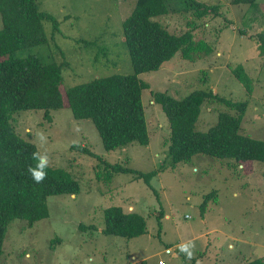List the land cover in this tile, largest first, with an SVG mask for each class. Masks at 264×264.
I'll return each instance as SVG.
<instances>
[{
	"label": "rangeland",
	"instance_id": "rangeland-1",
	"mask_svg": "<svg viewBox=\"0 0 264 264\" xmlns=\"http://www.w3.org/2000/svg\"><path fill=\"white\" fill-rule=\"evenodd\" d=\"M198 1L219 4L220 14L199 18L194 10H182L157 17L175 34L192 30L197 38H205L212 52L196 54L192 60L176 52L158 70L139 74L149 85L142 92L146 145L132 142L106 150L92 119L75 118L68 106L52 109L51 120L41 108L12 113L16 131L34 142L39 152H48V169L69 175L80 190L50 196V215L33 225L14 218L5 233L0 264H193L177 247L189 240L195 242L193 257L204 259L199 264H216V255L229 259L223 264H239L234 258L240 250L247 254L244 260L264 256V163L260 161L240 164L231 158L194 154L186 162L158 171L149 185L131 172L104 177L106 163L150 172L165 160L169 123L153 100V90L181 97L194 89H211L234 102L246 101L242 132L264 139V53L252 37L264 29V0L253 4ZM37 2L40 10L56 18L58 29L45 20L46 43L17 54L62 63V88L96 75L133 72L122 22L136 0ZM238 65L253 80L251 94L234 75ZM223 110L239 114V109L223 101H203L196 128L207 131ZM38 132L44 133L46 143L38 139ZM112 205L142 215L145 234L132 238L104 234L103 210ZM168 247L172 254L166 253Z\"/></svg>",
	"mask_w": 264,
	"mask_h": 264
},
{
	"label": "trees",
	"instance_id": "trees-1",
	"mask_svg": "<svg viewBox=\"0 0 264 264\" xmlns=\"http://www.w3.org/2000/svg\"><path fill=\"white\" fill-rule=\"evenodd\" d=\"M254 2L231 0L232 4ZM218 9L219 4L198 0H136L132 12L122 22L123 39L133 72L96 75L64 89L61 85L62 63L47 62L35 54H17L20 50L46 43L44 21H51L57 30L56 18L40 10L37 0H0V257L8 224L14 218L26 219L33 225L50 215V196L76 194L80 190L75 179L48 168L47 178L42 183L32 180L27 168L35 166L32 153L38 148L16 131L11 123L12 113L18 109L41 108L45 118L51 120L52 109L68 106L75 118L92 119L104 149L115 150L132 142L146 145L149 137L142 92L149 85L139 74L158 70L176 52L188 60L196 54L212 52V46L205 38H197L192 30L175 34L157 17L194 10L199 18H203L218 16ZM252 37L264 53V29ZM233 72L251 94L253 80L244 66L238 65ZM152 94L169 123V135L164 141L167 147L165 160L157 170L150 172L106 163L108 172L104 177L110 179L113 173L131 172L149 185L158 171L186 162L194 154L231 158L240 164L264 163V139L242 132L246 101L234 102L218 96L211 89H194L181 97L165 90H153ZM206 100L223 101L239 109V114L220 111L216 123L207 131H200L196 121L201 104ZM81 150L86 152L84 148ZM206 206L202 208L203 213ZM103 222L104 234L132 238L146 232L142 215L126 212L118 205L103 210ZM240 264H264V256Z\"/></svg>",
	"mask_w": 264,
	"mask_h": 264
},
{
	"label": "clouds",
	"instance_id": "clouds-1",
	"mask_svg": "<svg viewBox=\"0 0 264 264\" xmlns=\"http://www.w3.org/2000/svg\"><path fill=\"white\" fill-rule=\"evenodd\" d=\"M37 137L42 142V144L47 142V138L43 132H38ZM32 159L36 162L35 166L29 165L27 172L30 174L32 180L35 183H42L47 178L46 169L50 165V156L47 151L43 153L37 151L32 153ZM177 247L179 252L185 255L186 259L191 260L193 258V249L195 248L194 241L189 240L185 243H181ZM229 248L231 249L232 246L230 245Z\"/></svg>",
	"mask_w": 264,
	"mask_h": 264
},
{
	"label": "crops",
	"instance_id": "crops-1",
	"mask_svg": "<svg viewBox=\"0 0 264 264\" xmlns=\"http://www.w3.org/2000/svg\"><path fill=\"white\" fill-rule=\"evenodd\" d=\"M0 26H1V24H0ZM244 243H245V245L246 246H248L247 245V241L246 240H244ZM245 249H248V248H245ZM242 251L243 250H240V252H238L237 254H238V256L236 255V257L234 258V260H236V262H239V264L240 263H242V262H244V261H246V260H244V259H246L245 257H246V255L245 256H243L242 255ZM174 255H175V253H174ZM130 258L131 259H133V260H135V256L132 254L131 256H130ZM193 259V260H192ZM191 260H192V262H193V264H199L198 263V261L200 260V262H201V260H202V262H204V259L203 258H201L200 259V257H193ZM253 259V258H252ZM227 260H229L228 258H221L220 257V255H216V256H214V259H213V261L216 263V264H223V263H226L227 262ZM135 264H139V263H135ZM140 264H142V263H140Z\"/></svg>",
	"mask_w": 264,
	"mask_h": 264
},
{
	"label": "built area",
	"instance_id": "built-area-1",
	"mask_svg": "<svg viewBox=\"0 0 264 264\" xmlns=\"http://www.w3.org/2000/svg\"><path fill=\"white\" fill-rule=\"evenodd\" d=\"M166 253L168 254H172L173 253V250L171 248H166ZM161 264H164L163 261L160 262Z\"/></svg>",
	"mask_w": 264,
	"mask_h": 264
}]
</instances>
